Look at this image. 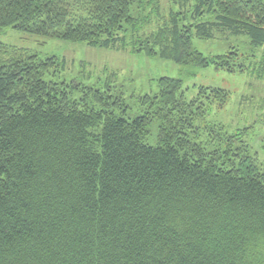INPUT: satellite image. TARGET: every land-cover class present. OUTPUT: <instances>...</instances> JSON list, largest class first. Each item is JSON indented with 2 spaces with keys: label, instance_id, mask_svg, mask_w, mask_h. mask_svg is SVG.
Masks as SVG:
<instances>
[{
  "label": "trees",
  "instance_id": "trees-1",
  "mask_svg": "<svg viewBox=\"0 0 264 264\" xmlns=\"http://www.w3.org/2000/svg\"><path fill=\"white\" fill-rule=\"evenodd\" d=\"M160 1L0 0V28L264 80V0H193L192 20L161 19ZM224 34L262 50L192 45ZM64 62L0 42V264H264V166L242 131L199 138L204 104L226 91L187 100L162 77L129 119L109 82L57 80Z\"/></svg>",
  "mask_w": 264,
  "mask_h": 264
},
{
  "label": "rangeland",
  "instance_id": "rangeland-1",
  "mask_svg": "<svg viewBox=\"0 0 264 264\" xmlns=\"http://www.w3.org/2000/svg\"><path fill=\"white\" fill-rule=\"evenodd\" d=\"M161 19L170 9L185 12L189 20L192 15L193 0L185 7L172 0H161ZM207 17L202 18L205 20ZM152 17V29L156 25ZM0 42L26 49L45 59L54 56L64 65L57 66V80L75 81L78 84L99 88L110 83L113 95L122 99L126 107V117L132 119L144 112L142 98L158 93V82L162 77L180 79L184 98L197 97L201 87L219 88L228 94L223 105L205 103L204 115L196 124L200 127L201 140H209L204 128L217 126L228 134L242 131L246 142L258 162L264 166V80L257 79L248 72H228L208 67H194L180 64L158 55L147 56L143 52L129 49L93 47L81 41H69L51 36L16 30L10 26L0 28ZM192 45L204 55L224 54L230 49L258 56L262 50L253 47L246 35L224 34L221 37L201 39L192 37ZM158 122L153 120L145 142L156 143Z\"/></svg>",
  "mask_w": 264,
  "mask_h": 264
}]
</instances>
